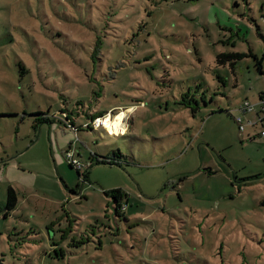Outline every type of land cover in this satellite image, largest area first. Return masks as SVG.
Segmentation results:
<instances>
[{"label":"rangeland","instance_id":"1","mask_svg":"<svg viewBox=\"0 0 264 264\" xmlns=\"http://www.w3.org/2000/svg\"><path fill=\"white\" fill-rule=\"evenodd\" d=\"M254 56L264 0H0V264H264Z\"/></svg>","mask_w":264,"mask_h":264},{"label":"trees","instance_id":"2","mask_svg":"<svg viewBox=\"0 0 264 264\" xmlns=\"http://www.w3.org/2000/svg\"><path fill=\"white\" fill-rule=\"evenodd\" d=\"M244 56H246V53H244V52H241V53L240 52L221 53V54H218L216 56V62L218 64H224L226 62H229L230 66H233L236 60L241 59ZM254 58H255V64H256V68H257L258 72L260 74H263L264 73V70L261 67V59L257 58L256 56H254ZM261 94L262 93H260L259 96ZM259 96H258V98H259ZM187 103H189V102H187ZM198 106H199V104L196 103V106L190 108L192 114L196 111L195 109H197ZM10 115H12V114H10ZM6 116H8V114H0V118H4ZM111 134H114V133H111ZM247 138L249 140H253V138H251L249 136ZM73 156L75 158H77L74 154H73ZM66 160H67V158H66ZM102 161H104V160H102ZM68 165L72 167L73 166V163H71L70 161H68ZM119 192L120 191L118 189L111 192L114 195L113 196V199H114V197L115 198L117 197V195L119 194ZM116 193H118V194H116ZM16 201H17L16 193H15L14 189L11 186H9L8 189H7L6 201H5V204H4V209H5L4 216H6L10 210H12V209L15 208Z\"/></svg>","mask_w":264,"mask_h":264},{"label":"built area","instance_id":"3","mask_svg":"<svg viewBox=\"0 0 264 264\" xmlns=\"http://www.w3.org/2000/svg\"><path fill=\"white\" fill-rule=\"evenodd\" d=\"M258 104H259V109L258 111H256V119L255 121L252 122L253 125H257L258 123L261 124V130L259 132L260 136H264V93H262L259 98H258ZM238 109L240 112L244 113L246 111H253L254 107L253 105L248 101V100H244L242 101L238 107L236 108ZM235 122L238 125V130L239 131H244L245 127H244V119L242 117V115H238L234 118ZM98 123H102L101 120L99 121L98 119L95 120ZM73 152L67 151L65 157L67 158V161H70L71 163H73V165H75V163H77L78 159L75 158L73 156ZM79 162V161H78Z\"/></svg>","mask_w":264,"mask_h":264},{"label":"bare ground","instance_id":"4","mask_svg":"<svg viewBox=\"0 0 264 264\" xmlns=\"http://www.w3.org/2000/svg\"><path fill=\"white\" fill-rule=\"evenodd\" d=\"M125 117V112L121 111L114 115L113 118L105 116V119H102L103 125L112 133L118 134L125 131L123 121Z\"/></svg>","mask_w":264,"mask_h":264}]
</instances>
